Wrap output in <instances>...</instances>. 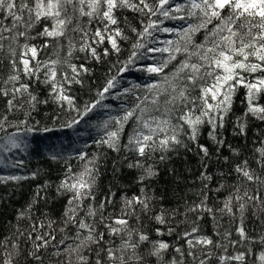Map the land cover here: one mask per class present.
<instances>
[{
    "label": "snow or ice",
    "instance_id": "6c2138e0",
    "mask_svg": "<svg viewBox=\"0 0 264 264\" xmlns=\"http://www.w3.org/2000/svg\"><path fill=\"white\" fill-rule=\"evenodd\" d=\"M126 12L140 17L139 26L128 23ZM160 16L186 26L164 47H149L156 42L154 32L174 31L159 27ZM200 33L204 39L197 42ZM128 41L131 50L121 59V42ZM49 47L56 59L41 58ZM0 53V130L8 133L6 143L14 149L28 147L21 129L24 134L53 131L31 123L33 113L49 99L62 110L67 106L69 117L60 127L72 129L117 87L121 73L138 70L153 78L143 88L124 89L128 106L104 122V133L95 141L118 154L114 177L124 167L135 171L139 193L121 196L115 211L117 193L101 188L100 157L80 153V171L66 168L54 196L47 194L50 185L45 183L17 211L14 231L0 239V264H246L252 246H264V130L253 142L259 146L243 159L242 149L223 138L229 126L233 136L247 139L253 121L264 124V0L175 5L171 0H0ZM113 54L121 65L116 75L98 91L100 99L81 109L70 94L72 86H83L90 60L103 63ZM149 59L151 65L136 68L138 61ZM241 89L245 107L237 115L234 103ZM126 126L132 127L131 134ZM205 133L208 142H201ZM225 148L231 156L224 154ZM189 152L204 169L200 191L196 199L183 200L182 210L166 209L158 204L165 194L154 187L158 163ZM213 156L227 168L218 178L208 171ZM51 158L60 159L57 154ZM170 171L175 175L174 168ZM24 179L0 177V182ZM213 191L227 195L217 203L210 196ZM50 200L53 206L62 202L59 221L49 215ZM40 201L46 210L37 219ZM209 219L215 224L211 234L203 229ZM250 220L259 221V232L249 230ZM258 260L264 264V251Z\"/></svg>",
    "mask_w": 264,
    "mask_h": 264
},
{
    "label": "trees",
    "instance_id": "16d2710c",
    "mask_svg": "<svg viewBox=\"0 0 264 264\" xmlns=\"http://www.w3.org/2000/svg\"><path fill=\"white\" fill-rule=\"evenodd\" d=\"M187 0H171L173 5L177 3H186ZM128 17V23L130 25L139 26L140 17L131 12H126ZM159 15V14H158ZM156 20L157 17H152ZM159 27L173 29V32H161L156 31L153 33L155 43H150L149 47H164V41L177 39L175 32L180 31L186 26L184 21L165 19L159 17ZM204 39L202 33L197 34V42H201ZM33 43H39V41H33ZM122 55L121 59H126L131 50V41L121 42ZM61 56L66 55V50L60 52ZM151 55V54H150ZM167 54H165L166 56ZM4 56V53H0V58ZM156 58H160V54H155ZM56 59L55 49L49 47L44 53H41L42 59ZM76 63H82L83 61H75ZM152 59L138 61L136 68L151 65ZM115 65V67H113ZM88 66L91 69V73L83 77L84 84L73 85L71 95L75 98V103L83 108V105L88 102H93L100 99L97 95L98 91L102 90L105 86L107 79L110 75H116V68L120 67V63L117 62L115 54L110 60H105L103 63H97L94 60H90ZM171 67V66H170ZM119 84L116 88L110 90L109 93H105V96L100 100V104L96 109L85 116L78 125L72 129L61 128L60 124L69 117V110L65 105V110L49 99L48 104H41L38 110L33 113L31 123L35 124L37 128H42L47 125L53 128L51 132L34 131L32 133H23L21 129L22 138L27 141V149H14L7 143V132L0 130V177L10 176H24L27 179L19 182L7 180V182H0V239L6 235H10L14 231L13 225L16 223V213L20 210L29 200L32 199L33 193L38 187L48 183L50 187L47 190V194L51 197L55 195V185L60 182L64 177L66 168L71 167L73 171H80L83 161H80L77 157L80 153H86L87 158H91L93 154L100 157L99 163L102 167L100 169V183L101 188L107 191L109 188L117 193L116 201L117 208L115 211H119L120 197L123 195H135L139 193V186L135 183V171L123 168L122 172L113 174L114 162L119 165L120 161L115 159L118 154L112 152L106 147H98L95 141L103 135L104 129L102 125L105 121H110L111 118L122 115L124 109L128 106L130 97L122 95L124 89H132L133 85H140L141 88L153 79L146 72L138 70H130L121 73L117 77ZM43 87V86H42ZM138 94L143 95V91H139ZM47 96V92L41 94V98ZM244 90L241 89L235 99L234 108L237 115L242 113L245 104ZM71 116H76L75 112L70 113ZM235 119V118H233ZM259 125V127H257ZM250 133L247 139L241 137H235L232 135V128L229 126L224 134V139L233 145V147H239L242 149L241 159L251 155L254 151V147L259 146L258 142L254 145L256 137L261 130H264V124H260L258 121H253L250 125ZM128 134L132 133V127L126 126L125 128ZM16 131L14 128H9L8 132ZM126 142V137H124ZM201 142H208L206 133L202 137ZM183 151V150H182ZM225 155L231 156V152L225 148ZM106 153V157L103 155ZM53 154H57L60 159L53 160L51 157ZM157 154V161H158ZM223 160L217 163L216 157L213 156L209 161L210 174L216 175L218 178L219 171H227V168L223 166ZM160 176L158 182L154 183L155 191L157 193L165 194V199L162 202L158 201V204L162 203L166 209H173L180 207L183 209V200H194L196 194L200 191L201 180L199 179V173L204 171L200 167V160L194 153H187L180 158L175 156L171 161L166 164H159ZM175 169L176 173L173 175L171 169ZM35 174V178L33 175ZM215 187V182L213 184ZM227 195L226 191L216 193L215 191L210 193L212 200L219 203L223 197ZM44 202L40 201L37 206L41 211L36 213V218L41 219V212L46 209L43 206ZM47 208L51 209L49 213L54 219L59 221L60 212L62 211V202L57 201L55 206L50 200ZM109 211L113 209L109 208ZM183 219V217H178ZM227 218L224 221V227H228ZM250 231L255 229V232L260 231L259 221L250 220L247 222ZM203 229L206 233L211 234L215 230V224L211 219L207 220L203 224ZM58 238L61 235L58 231L55 233ZM255 234V233H254ZM170 243L180 244V241L172 240L170 237H165ZM219 239V237H217ZM69 243L71 241H68ZM23 247V245H22ZM63 246H61L62 248ZM247 246H244L242 250H246ZM49 251H55L50 249ZM264 251V246L258 243L252 246V252L246 255V264H260L258 257L260 253ZM229 252H233V249L229 248ZM55 259V257H53ZM191 259V258H189ZM47 264V262H46ZM218 264V262H217Z\"/></svg>",
    "mask_w": 264,
    "mask_h": 264
}]
</instances>
